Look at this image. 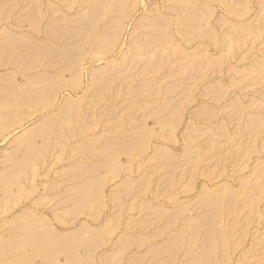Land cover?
I'll return each mask as SVG.
<instances>
[{
    "label": "rangeland",
    "instance_id": "1",
    "mask_svg": "<svg viewBox=\"0 0 264 264\" xmlns=\"http://www.w3.org/2000/svg\"><path fill=\"white\" fill-rule=\"evenodd\" d=\"M0 264H264V0H0Z\"/></svg>",
    "mask_w": 264,
    "mask_h": 264
},
{
    "label": "bare ground",
    "instance_id": "2",
    "mask_svg": "<svg viewBox=\"0 0 264 264\" xmlns=\"http://www.w3.org/2000/svg\"><path fill=\"white\" fill-rule=\"evenodd\" d=\"M25 98H27L26 96H25ZM260 262V261H259ZM262 262V261H261Z\"/></svg>",
    "mask_w": 264,
    "mask_h": 264
}]
</instances>
